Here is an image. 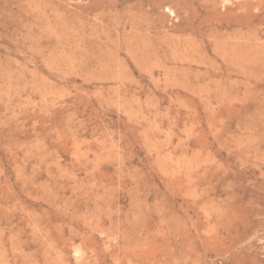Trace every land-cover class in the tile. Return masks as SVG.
Wrapping results in <instances>:
<instances>
[{"label":"rangeland","instance_id":"obj_1","mask_svg":"<svg viewBox=\"0 0 264 264\" xmlns=\"http://www.w3.org/2000/svg\"><path fill=\"white\" fill-rule=\"evenodd\" d=\"M0 264H264V0H0Z\"/></svg>","mask_w":264,"mask_h":264}]
</instances>
